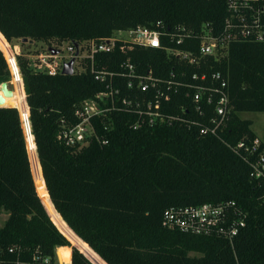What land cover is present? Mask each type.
<instances>
[{
  "label": "trees",
  "instance_id": "trees-1",
  "mask_svg": "<svg viewBox=\"0 0 264 264\" xmlns=\"http://www.w3.org/2000/svg\"><path fill=\"white\" fill-rule=\"evenodd\" d=\"M225 14V0H0V84L11 81L10 64L24 89L0 103L2 264L34 253L55 259L56 249L59 264H264V177L251 175L229 146L177 121L133 129V117L116 111L92 118L106 143L93 137L81 147L69 146L60 137L61 121L78 122L76 108L104 83L90 71L36 70L27 52L15 62L9 45L20 40L29 46L24 38L49 45L98 41L138 26L154 29L157 22L165 30L196 32L208 23L217 34ZM178 47L197 52L199 41ZM128 55L139 70L150 68L158 76L173 70L176 60L149 46ZM126 57L118 47L102 52L97 68L117 71ZM206 61L228 80L232 112L224 140L251 142L252 120L240 114L264 112V42L231 43L224 58ZM116 81L126 95L127 84ZM163 109L182 114L175 97ZM226 201L236 204L237 213L229 209V216L244 220L231 240L163 223L168 207Z\"/></svg>",
  "mask_w": 264,
  "mask_h": 264
},
{
  "label": "built area",
  "instance_id": "built-area-1",
  "mask_svg": "<svg viewBox=\"0 0 264 264\" xmlns=\"http://www.w3.org/2000/svg\"><path fill=\"white\" fill-rule=\"evenodd\" d=\"M225 8L226 14L217 34L208 23L196 32L182 26L174 27L173 31L165 30L164 25L157 22V28L154 29L138 26L122 31L123 35L114 34L98 41L63 42L57 44L58 46L49 47L46 57L42 54L35 56L40 62H31L32 67L48 74L61 72L64 62L74 58V72L90 71L94 74V79L101 81L105 86L94 97L85 99L76 108L78 122L68 125L61 121L60 137L69 146L81 147L88 144L93 137L101 143H106V139L96 134L92 118L100 119L110 111L128 113L133 117V129L177 121L198 127L200 134L217 137L249 164L251 175L256 178L264 177V149H261L260 138L256 136L251 142L242 138L233 145L224 140L223 134L229 126L232 112L228 80L222 70L210 71L212 65H208L206 61L207 56H212L215 61L224 58L231 43L245 40L264 42V0H225ZM193 38L199 41L197 52L178 47ZM137 46L164 50L168 59H176L173 70L160 76L155 75L150 68L139 70L128 55L129 50ZM116 47L127 56L119 62V69H98L97 63L101 62L100 53L112 52ZM51 48L58 52L53 54ZM55 58L59 60H54ZM76 65L79 66L78 70ZM9 66L14 76L16 72H13L10 64ZM192 68L196 69L192 71ZM117 78L127 84L126 95L121 94L122 87L116 81ZM173 97L176 98V104L182 114L170 115L163 109L164 103L171 102ZM177 98H181L179 104ZM185 111L188 116L183 114ZM108 127L109 124L104 122V128ZM24 128L27 137L31 131L25 124ZM229 209L237 213L235 202L171 206L164 211L163 223L185 233H217L231 240L244 225V220L229 216ZM9 251L14 250L10 248ZM56 252L57 250L55 259L49 255L34 253L29 259L17 257L13 264H59ZM1 255L0 251V264Z\"/></svg>",
  "mask_w": 264,
  "mask_h": 264
},
{
  "label": "rangeland",
  "instance_id": "rangeland-1",
  "mask_svg": "<svg viewBox=\"0 0 264 264\" xmlns=\"http://www.w3.org/2000/svg\"><path fill=\"white\" fill-rule=\"evenodd\" d=\"M115 34L123 35L122 31H117V32H115ZM9 45H10V49H11L12 54L14 55V57L17 54L26 53L27 52V56L29 57V59L31 60L32 63L33 62H35V63H39L40 62L39 59H35V56L42 54L43 57H46V54L47 53L49 54V47L58 46L55 42H53L52 44L49 45L48 43L41 42V41L31 42L29 44V46H27V45L22 46L20 40H14L12 43H9ZM49 59H51V58H49ZM54 60H59V59L55 58ZM78 69H79V66L76 65V70H78ZM12 76H13V73H12ZM13 77H12L11 81L9 82L10 87L12 88V90L13 91L14 90L18 91V88L21 91L24 90L21 78H19V77L18 78H13ZM23 93L25 94V92H23ZM240 116L242 118L251 119L252 120V125H251L252 130L255 132L256 136L258 138H260V140H264V112L246 111V112H242L240 114ZM5 218H6V213H3L0 216V225L3 223ZM70 244H71V246L73 245L71 243V241H70ZM73 246H75V245H73Z\"/></svg>",
  "mask_w": 264,
  "mask_h": 264
},
{
  "label": "water",
  "instance_id": "water-1",
  "mask_svg": "<svg viewBox=\"0 0 264 264\" xmlns=\"http://www.w3.org/2000/svg\"><path fill=\"white\" fill-rule=\"evenodd\" d=\"M23 42L28 41V42H33V40H28L27 38L22 39ZM53 54L57 53L58 50L51 48L50 49ZM74 58H71L70 60L64 62L61 73L63 74H73L74 73ZM18 68V67H17ZM0 91L2 94H0V103L4 101V96H11L13 94V90L10 87L9 82L3 81L0 84ZM25 127L30 130L29 127V122H28V116H25L23 119ZM26 130V129H25ZM28 138V135H27Z\"/></svg>",
  "mask_w": 264,
  "mask_h": 264
}]
</instances>
